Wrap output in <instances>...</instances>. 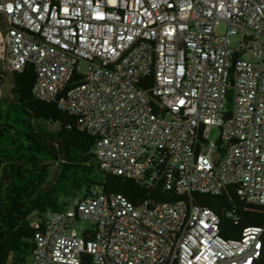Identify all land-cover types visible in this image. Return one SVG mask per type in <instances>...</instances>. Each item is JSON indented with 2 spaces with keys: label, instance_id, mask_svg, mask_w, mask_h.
I'll return each instance as SVG.
<instances>
[{
  "label": "built area",
  "instance_id": "2783aa9c",
  "mask_svg": "<svg viewBox=\"0 0 264 264\" xmlns=\"http://www.w3.org/2000/svg\"><path fill=\"white\" fill-rule=\"evenodd\" d=\"M0 15L11 69L34 68L35 97L77 118L100 169L178 197L96 187L32 219L31 264L257 263L264 227L226 239L192 197L264 207V0H0Z\"/></svg>",
  "mask_w": 264,
  "mask_h": 264
},
{
  "label": "trees",
  "instance_id": "16d2710c",
  "mask_svg": "<svg viewBox=\"0 0 264 264\" xmlns=\"http://www.w3.org/2000/svg\"><path fill=\"white\" fill-rule=\"evenodd\" d=\"M12 80V98L0 99V264H26L35 248L32 219L64 211L96 187L122 194L135 204L152 196L162 201L178 199L102 171L92 153L94 138L78 128L77 118L56 103L35 97L36 73L31 65L13 71ZM53 165L58 171L51 179ZM192 198L220 216V233L226 239L240 237L246 227H264V207L246 204L232 190ZM234 208L237 220L225 216ZM83 264H91L88 255ZM256 264H264V241Z\"/></svg>",
  "mask_w": 264,
  "mask_h": 264
},
{
  "label": "rangeland",
  "instance_id": "374dc122",
  "mask_svg": "<svg viewBox=\"0 0 264 264\" xmlns=\"http://www.w3.org/2000/svg\"><path fill=\"white\" fill-rule=\"evenodd\" d=\"M228 26L226 23H222L218 28V33L224 35L227 32ZM234 46L235 41H239V37H232L231 39ZM243 58H248L244 56ZM13 70L9 63L8 46L6 42V21L0 15V99H11L13 94ZM209 138L213 141H217L219 138L218 129H212L209 134ZM57 165H53L50 170L51 179L57 173ZM70 207H74V203ZM79 234L83 232H92L95 229V224L90 220H80L73 226ZM31 257L27 258L26 264H31Z\"/></svg>",
  "mask_w": 264,
  "mask_h": 264
}]
</instances>
